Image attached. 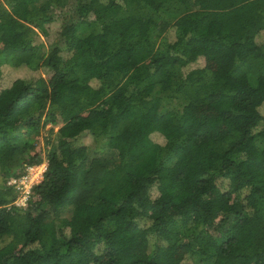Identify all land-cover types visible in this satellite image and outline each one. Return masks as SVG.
<instances>
[{"label": "trees", "instance_id": "trees-1", "mask_svg": "<svg viewBox=\"0 0 264 264\" xmlns=\"http://www.w3.org/2000/svg\"><path fill=\"white\" fill-rule=\"evenodd\" d=\"M263 37L264 0H0V78L47 71L0 91V264H264Z\"/></svg>", "mask_w": 264, "mask_h": 264}, {"label": "rangeland", "instance_id": "rangeland-1", "mask_svg": "<svg viewBox=\"0 0 264 264\" xmlns=\"http://www.w3.org/2000/svg\"><path fill=\"white\" fill-rule=\"evenodd\" d=\"M61 28V21H56L53 24L49 26V36H39L38 39H40L42 42L45 43L46 47H49L55 39H57L59 30ZM264 40V37L261 39ZM203 59L199 60L197 63H195L193 66H199L202 65ZM3 73L0 78V91L3 88H6L12 84V82L17 78H32V77H38L41 75H46V70H38V71H32L26 66H20V67H14L10 65H3L2 67ZM59 126L55 127V131L58 129ZM50 126H48L44 131L42 136L39 137L40 143L42 145H45V136L49 134ZM157 136V135H156ZM158 139H160V142L163 140V137L159 135ZM79 143L90 145L93 142V136L90 133H84L79 139ZM95 143H93L92 146H94ZM46 163V162H44ZM43 169L37 170L38 173L42 172ZM3 178L0 175V182H2ZM42 178L40 177V180H38L36 183L40 182Z\"/></svg>", "mask_w": 264, "mask_h": 264}, {"label": "built area", "instance_id": "built-area-1", "mask_svg": "<svg viewBox=\"0 0 264 264\" xmlns=\"http://www.w3.org/2000/svg\"><path fill=\"white\" fill-rule=\"evenodd\" d=\"M47 166H48L47 163H42L40 165H32L28 167V171L26 174L22 175L19 178L12 179L11 182L15 185L16 189L19 191L18 198L13 202V204L18 205L20 207H24L28 205L31 196L32 187L34 184H37L36 182L40 180V177L43 180L44 173L47 170ZM39 169H43V171L38 173L37 170Z\"/></svg>", "mask_w": 264, "mask_h": 264}]
</instances>
